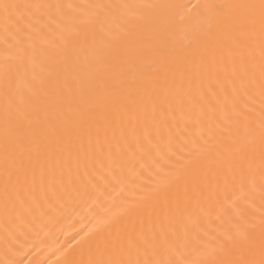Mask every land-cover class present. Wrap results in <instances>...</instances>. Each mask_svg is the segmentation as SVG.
<instances>
[{
    "label": "bare ground",
    "instance_id": "1",
    "mask_svg": "<svg viewBox=\"0 0 264 264\" xmlns=\"http://www.w3.org/2000/svg\"><path fill=\"white\" fill-rule=\"evenodd\" d=\"M240 4L259 0H0V264L230 258L210 252L264 212Z\"/></svg>",
    "mask_w": 264,
    "mask_h": 264
},
{
    "label": "snow or ice",
    "instance_id": "2",
    "mask_svg": "<svg viewBox=\"0 0 264 264\" xmlns=\"http://www.w3.org/2000/svg\"><path fill=\"white\" fill-rule=\"evenodd\" d=\"M6 20L11 19V12L13 10L19 11L22 7H29L27 5L8 4L2 5ZM96 9H103L105 7H117L115 5H94ZM123 7H128L127 5ZM144 8H157L160 5H142ZM216 7V6H209ZM231 7L256 10L259 11V25H260V73H261V95L264 96V0H259V4H240ZM143 19V17H138ZM93 17H89V22H92ZM240 23L245 27L249 34L255 30L256 17L250 14L241 18ZM119 39V38H117ZM107 47L112 48L113 43H109ZM247 120L248 116L245 115ZM256 141L255 135H250L247 140L249 146H254ZM259 145H260V181L264 188V111L261 113L260 131H259ZM248 166L251 168L252 161H248ZM168 250L171 252H178V246L175 241L168 244ZM227 255V259H212L206 264H264V212L261 214L259 225L254 223H245L236 225L234 232H227L223 239L211 250L210 255ZM7 264H15L14 261H8ZM93 264H188L180 259L168 258L165 259L158 254L155 245L148 246L143 243H136L131 245L128 249L127 258L112 259L105 261L93 262Z\"/></svg>",
    "mask_w": 264,
    "mask_h": 264
}]
</instances>
